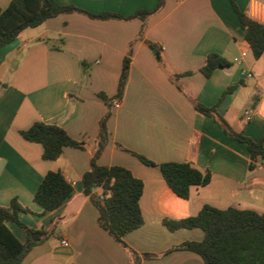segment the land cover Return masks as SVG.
<instances>
[{
	"label": "crops",
	"instance_id": "0c3cea01",
	"mask_svg": "<svg viewBox=\"0 0 264 264\" xmlns=\"http://www.w3.org/2000/svg\"><path fill=\"white\" fill-rule=\"evenodd\" d=\"M11 1L0 0V8ZM56 1L126 18L153 11L158 4V0ZM234 3L249 14L250 0ZM142 26L140 19H96L74 12L51 18L32 32L24 30L1 49L0 81L6 88L0 89V205L17 198L32 211L21 214L24 224L54 228V234L21 264H205L195 252L172 250L201 241L203 230L171 231L164 219L196 216L205 205L264 214V159L258 157L250 170L247 144L195 109V103L216 107L235 132L255 141L264 136V54L254 58L232 1L165 0L163 8L147 19L139 39ZM60 38L63 48L53 49ZM147 41L158 47L159 60ZM132 42L125 92L120 106L112 105L108 142L98 159L101 166L127 168L144 184L140 200L144 224L124 237L125 248L99 225V211L84 195L82 178L91 167L99 122L109 110L99 95L116 96ZM211 53L222 56L229 66L206 77L200 69ZM187 72L192 73L171 78ZM237 82L242 84L225 93ZM71 94L76 95L72 101ZM35 122H59L84 148L66 147L57 160L43 159L42 145L20 134ZM133 153L157 165L190 162L202 172L209 170L211 182L192 187L189 198H182L169 187L159 166L146 165ZM49 171L62 172L73 193L57 209L41 215L34 195ZM95 192L100 194L101 189ZM7 226L25 242L23 228L13 222Z\"/></svg>",
	"mask_w": 264,
	"mask_h": 264
},
{
	"label": "trees",
	"instance_id": "16d2710c",
	"mask_svg": "<svg viewBox=\"0 0 264 264\" xmlns=\"http://www.w3.org/2000/svg\"><path fill=\"white\" fill-rule=\"evenodd\" d=\"M231 1L245 30V40L254 58L259 59L264 54V26L252 20L248 13L241 12L234 0ZM164 3L165 0H158L157 7L153 11L141 10L126 18L110 12L90 13L74 5L59 4L56 0H12L7 8H0V51L24 30L36 28L59 15L74 12L96 19H140L143 26L138 38L142 39L147 19L162 9ZM59 42V46L51 47L61 50L65 41L60 38ZM147 43L158 51V47L153 42L147 41ZM133 44L134 42L131 43L123 61L116 96L109 98L105 94L99 95L106 102L109 110L99 122V133L91 167L82 178L84 195L89 197L99 211V225L125 248L128 246L123 240L124 237L144 224L140 206L144 184L127 168L101 166L98 164V159L108 142L107 122L111 116L113 102L116 99L120 100L125 92ZM228 66L229 63L222 56L211 53L206 56L200 71L206 77H210L217 69ZM191 73L173 74L171 78L177 80ZM241 84L242 82L233 84L226 89L225 93L234 91ZM4 88L6 84L0 81V89ZM75 97V94H71V101ZM256 104L255 98L253 105ZM195 109L215 119L228 135L247 144L251 158L250 170L256 167L258 157L264 159V136L259 141H255L242 133L235 132L217 112L216 107H206L195 103ZM20 134L26 141L42 145L45 160H57L66 147L84 148V144L72 139L59 122H35L29 129L20 131ZM133 154L146 165H157L145 156ZM157 166L169 187L185 199L189 198L192 187L206 186L211 182L209 170L202 172L190 162H165ZM98 188L101 189L100 194L95 192ZM72 193L73 185L67 181L62 172L49 171L37 189L34 201L42 208L41 215H43L57 209ZM31 212L29 208L22 206L17 198H13L7 206L0 205V264H21L34 247L44 243L54 234V228L38 229L24 224L21 214ZM8 222H13L25 230V242H21L9 229ZM163 224L171 231L180 228L202 229L204 238L201 241H188L172 250L195 252L203 258L205 264H264L263 213L236 207L219 209L205 205L196 216L180 220L164 219ZM131 253L138 259L136 252L131 250ZM143 256L148 258L153 255L144 254Z\"/></svg>",
	"mask_w": 264,
	"mask_h": 264
},
{
	"label": "built area",
	"instance_id": "2783aa9c",
	"mask_svg": "<svg viewBox=\"0 0 264 264\" xmlns=\"http://www.w3.org/2000/svg\"><path fill=\"white\" fill-rule=\"evenodd\" d=\"M249 16L252 20L264 26V2L262 0H250ZM248 76L251 77V74ZM113 105L119 107L120 100H115ZM63 243H66V241H63Z\"/></svg>",
	"mask_w": 264,
	"mask_h": 264
},
{
	"label": "water",
	"instance_id": "95a60500",
	"mask_svg": "<svg viewBox=\"0 0 264 264\" xmlns=\"http://www.w3.org/2000/svg\"><path fill=\"white\" fill-rule=\"evenodd\" d=\"M151 49L153 50V53L156 56L157 60H159V52L154 48H151Z\"/></svg>",
	"mask_w": 264,
	"mask_h": 264
},
{
	"label": "rangeland",
	"instance_id": "374dc122",
	"mask_svg": "<svg viewBox=\"0 0 264 264\" xmlns=\"http://www.w3.org/2000/svg\"><path fill=\"white\" fill-rule=\"evenodd\" d=\"M32 31H33V29H31V28L30 29H27V32H32Z\"/></svg>",
	"mask_w": 264,
	"mask_h": 264
}]
</instances>
